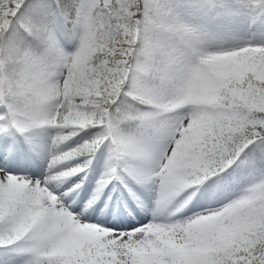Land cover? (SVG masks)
Segmentation results:
<instances>
[{
    "label": "snow or ice",
    "instance_id": "1",
    "mask_svg": "<svg viewBox=\"0 0 264 264\" xmlns=\"http://www.w3.org/2000/svg\"><path fill=\"white\" fill-rule=\"evenodd\" d=\"M0 264H264V0H0Z\"/></svg>",
    "mask_w": 264,
    "mask_h": 264
}]
</instances>
